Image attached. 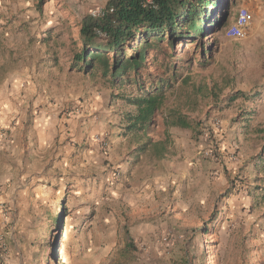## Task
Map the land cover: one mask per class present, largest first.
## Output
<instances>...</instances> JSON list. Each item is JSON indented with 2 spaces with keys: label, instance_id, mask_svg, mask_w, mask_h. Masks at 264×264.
I'll return each instance as SVG.
<instances>
[{
  "label": "rangeland",
  "instance_id": "374dc122",
  "mask_svg": "<svg viewBox=\"0 0 264 264\" xmlns=\"http://www.w3.org/2000/svg\"><path fill=\"white\" fill-rule=\"evenodd\" d=\"M217 1L224 26L147 53L138 91L74 65L79 21L106 0H0V98L15 110L0 128L17 147L0 154V264H108L126 240L128 264H264V0ZM241 6L252 22L228 38ZM170 60L179 79L149 128L129 130L127 98Z\"/></svg>",
  "mask_w": 264,
  "mask_h": 264
},
{
  "label": "trees",
  "instance_id": "16d2710c",
  "mask_svg": "<svg viewBox=\"0 0 264 264\" xmlns=\"http://www.w3.org/2000/svg\"><path fill=\"white\" fill-rule=\"evenodd\" d=\"M217 4V0H106L99 14H86L79 21L80 47L74 54V65L80 71L95 68L103 77L108 76L113 85L133 83L138 91H143L142 82L137 77L139 71L145 69L146 54L157 51L161 43L174 49V43L183 44V39H200L207 31L216 33L226 21L222 16L212 18ZM198 48L202 51V46ZM169 57L173 56L170 54ZM170 61L165 64L166 70L171 69L169 77L156 80L149 91L127 98L136 109V114L128 118L129 130L146 131L149 128L154 113L163 103L166 90L179 79L180 74L172 68ZM208 63L205 60V64ZM182 79L185 81L188 77ZM151 89H156V92H151ZM245 95L235 91L228 99L233 101ZM172 125L189 126L181 117L173 120ZM253 159L261 176L252 189L259 190L264 197V139ZM62 213L64 209L52 219L58 227L62 225ZM48 239L53 248L56 234H51ZM135 249L132 241H124L116 259L108 264H128ZM60 261L59 257L57 262ZM46 264H50L48 256Z\"/></svg>",
  "mask_w": 264,
  "mask_h": 264
},
{
  "label": "crops",
  "instance_id": "0c3cea01",
  "mask_svg": "<svg viewBox=\"0 0 264 264\" xmlns=\"http://www.w3.org/2000/svg\"><path fill=\"white\" fill-rule=\"evenodd\" d=\"M20 90L16 89L13 91L12 94L14 95H19L20 98L22 97V95H20ZM5 97L3 96L2 98H0V106H3L4 108H0V124L5 123L7 121V118H9L11 116L12 113H14V109L12 107V105H8L5 103ZM1 127V126H0ZM0 130H3V128H0ZM14 136L12 135V132L7 133V135H1L0 134V154H4V151L7 152V154H11L14 153L15 151H17V147L14 145L15 141H14ZM165 153H161L160 155H158L156 157V160H164L165 158ZM235 160H250L248 159V155L247 152L244 149H241L238 152V156L237 158H235ZM254 160V159H252ZM2 225V220H0V227ZM146 245V244H145ZM145 250V254L148 255L149 253V249L144 248Z\"/></svg>",
  "mask_w": 264,
  "mask_h": 264
},
{
  "label": "built area",
  "instance_id": "2783aa9c",
  "mask_svg": "<svg viewBox=\"0 0 264 264\" xmlns=\"http://www.w3.org/2000/svg\"><path fill=\"white\" fill-rule=\"evenodd\" d=\"M253 16L251 11L246 7H239L236 11L233 22L226 26L224 35L228 38L241 39L243 38L252 22ZM7 130H0V134L7 135ZM206 155H211L212 151H205ZM234 159L236 157H233Z\"/></svg>",
  "mask_w": 264,
  "mask_h": 264
}]
</instances>
